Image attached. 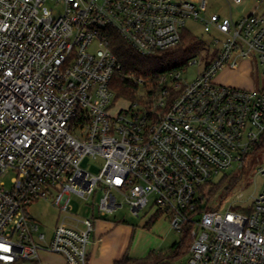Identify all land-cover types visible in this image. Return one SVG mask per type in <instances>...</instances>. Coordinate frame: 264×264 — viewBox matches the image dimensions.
Returning a JSON list of instances; mask_svg holds the SVG:
<instances>
[{"label":"built area","instance_id":"built-area-1","mask_svg":"<svg viewBox=\"0 0 264 264\" xmlns=\"http://www.w3.org/2000/svg\"><path fill=\"white\" fill-rule=\"evenodd\" d=\"M225 1L227 16L204 14L193 0H0V243L9 248L0 264H41L43 253L89 264L95 213L126 204L139 216L151 195L155 213L192 238L179 264H264V186L227 209L228 196L215 207L205 192L235 164L241 178L251 168L243 188L264 175V88L215 80L244 60L264 78V0L239 18L233 5L245 0ZM189 20L221 35L206 46L210 56L188 61L200 66L197 76L187 81L186 67L129 73L136 98L118 97L112 84L123 64L111 32L150 56L178 46ZM119 99L128 106L114 113ZM87 156L104 159L98 175L82 167ZM72 195L88 201L87 216L73 212ZM37 200L61 211L48 236L28 209Z\"/></svg>","mask_w":264,"mask_h":264},{"label":"rangeland","instance_id":"rangeland-1","mask_svg":"<svg viewBox=\"0 0 264 264\" xmlns=\"http://www.w3.org/2000/svg\"><path fill=\"white\" fill-rule=\"evenodd\" d=\"M193 1H195L198 8L204 10V14H208L211 11H216L223 16H227L230 14L229 5L224 0H208L206 4H204L202 0ZM240 14L241 13L239 9L233 5L234 18H239ZM186 32L191 36V39H193V41L201 43L204 46V48L199 52L197 56H210L211 53L206 49V46H210L213 49L215 47V45L212 44L214 39L221 38V35L215 31L213 32V34L205 32L204 26L199 20L187 21L185 33ZM189 41V37H186L185 39L183 37L182 41L178 45V48L185 47L189 43ZM98 48V40H94L89 47V51L95 52ZM198 60H200L199 57ZM185 67H182L181 69H185ZM199 70V65H190L189 67H186V69L184 70V78L187 81L193 80L197 76ZM250 77L251 74H248V71H228L223 69L217 73V75L215 76V80L221 84L247 88L243 86H247V83L250 82ZM234 78L238 79L240 81V84L237 82L235 83L233 81ZM241 82L243 84H241ZM258 85L260 89L264 88V78L261 74L260 66ZM140 89L142 90L144 89V87L141 86ZM113 106V112L115 113L120 108L128 106V103L119 99ZM104 162V159L101 157L94 158L92 156H87L82 163V167L92 172L93 174L98 175L104 166ZM250 171L251 168L248 166L244 173V177L241 178V175L244 171L241 167H239L238 164H235L230 169L222 171L220 174L216 175L211 180V184L205 187V192L207 194L210 205L215 207H217V205H220L219 202L228 195L227 189L233 187L237 180H239L237 183L238 186L233 187V189L230 191L228 195L229 199H227V202L223 204L221 209H227L230 206L231 202L238 200L239 194H243L242 199H249L252 195H256L258 192H260L264 186V175L256 176L254 179L255 182L248 187L243 188V186H241L244 185L248 179L252 178L249 176V174L251 175ZM13 177V172L10 171L6 173L5 177L3 178L6 188L11 187ZM102 195L103 191H100L99 193L93 195V197L90 199V202L94 201L96 203H94V206L96 207ZM115 195L118 197V200L120 202L125 203L124 196L117 193H115ZM155 198L156 197L154 195H151L149 197L148 206L141 211L139 216L134 214L126 204H124L122 208H119L113 215H107L105 217L99 216V213H95L94 215L96 219L111 222L115 225L126 227L125 229H129V231L127 232V234H130L128 252L131 257L143 258L148 256L152 252H154L155 254L167 253L171 250L174 244H180L183 239V234L174 230L170 225L169 219L163 215L158 218L156 223L150 226H145V224L156 211L153 207ZM71 201L74 208L73 212L75 214H78L80 217H85L88 215L89 206L86 205L88 201H84L77 195H72ZM28 207L34 221L40 225V231L45 233L47 236L50 235L61 216V211L56 206H54L51 201L47 200H37L35 202H32ZM93 238L94 234L92 236V239ZM186 259L187 254L179 259V263L185 261ZM21 264L37 263L23 262Z\"/></svg>","mask_w":264,"mask_h":264},{"label":"trees","instance_id":"trees-1","mask_svg":"<svg viewBox=\"0 0 264 264\" xmlns=\"http://www.w3.org/2000/svg\"><path fill=\"white\" fill-rule=\"evenodd\" d=\"M183 37L184 39L189 37L190 40L185 47L178 48L176 46L175 48L161 51L154 55L143 56L128 45L118 33L112 31L110 34L111 48L119 62L123 64V71L114 78L112 84L117 96L129 99L136 98L135 93L138 91L139 86L129 81L125 75L129 73H135L139 76L152 74L155 77L160 74L172 72L185 67L188 61L195 58L204 48L201 43L193 41L191 36L187 32L185 33V31L182 34V39ZM238 181H236L233 187L237 185ZM233 187L227 189L228 195ZM159 217L160 214L158 212L154 213L145 226L156 223ZM182 234L183 239L180 244H174L167 253L155 254L152 252L143 258H132L126 255L115 264H179V259L188 254L192 243V238L188 232Z\"/></svg>","mask_w":264,"mask_h":264},{"label":"crops","instance_id":"crops-1","mask_svg":"<svg viewBox=\"0 0 264 264\" xmlns=\"http://www.w3.org/2000/svg\"><path fill=\"white\" fill-rule=\"evenodd\" d=\"M257 5V0H245L243 3L234 6L239 9L241 17L257 11ZM262 10H264V6L259 11ZM224 70L248 71V74H251L249 79L250 82L247 83V86L243 87H247L248 89L259 88V71H254L252 62L248 60L240 61L237 67L226 66ZM233 81L240 84V81L236 78H234ZM241 84L243 83L241 82ZM125 228L126 227L115 225L111 222L97 219L95 221V230L92 233V236L94 234V238L92 239L91 236L92 244L90 247L89 264H115L117 261L122 260L126 255L131 257L128 252L130 234H127V232L129 229ZM41 264L68 263L62 255L43 253L41 255Z\"/></svg>","mask_w":264,"mask_h":264},{"label":"snow or ice","instance_id":"snow-or-ice-1","mask_svg":"<svg viewBox=\"0 0 264 264\" xmlns=\"http://www.w3.org/2000/svg\"><path fill=\"white\" fill-rule=\"evenodd\" d=\"M117 183H119V181H117ZM0 249H2L5 252L9 251V248L6 247L3 243H0Z\"/></svg>","mask_w":264,"mask_h":264}]
</instances>
